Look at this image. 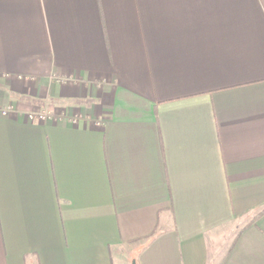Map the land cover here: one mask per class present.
Listing matches in <instances>:
<instances>
[{
    "label": "crops",
    "instance_id": "crops-1",
    "mask_svg": "<svg viewBox=\"0 0 264 264\" xmlns=\"http://www.w3.org/2000/svg\"><path fill=\"white\" fill-rule=\"evenodd\" d=\"M133 260L264 264V0H0V264Z\"/></svg>",
    "mask_w": 264,
    "mask_h": 264
},
{
    "label": "built area",
    "instance_id": "built-area-1",
    "mask_svg": "<svg viewBox=\"0 0 264 264\" xmlns=\"http://www.w3.org/2000/svg\"><path fill=\"white\" fill-rule=\"evenodd\" d=\"M40 117L45 119V118L49 117V113L43 112V113H41Z\"/></svg>",
    "mask_w": 264,
    "mask_h": 264
},
{
    "label": "water",
    "instance_id": "water-1",
    "mask_svg": "<svg viewBox=\"0 0 264 264\" xmlns=\"http://www.w3.org/2000/svg\"><path fill=\"white\" fill-rule=\"evenodd\" d=\"M132 264H136V261H133V263Z\"/></svg>",
    "mask_w": 264,
    "mask_h": 264
},
{
    "label": "rangeland",
    "instance_id": "rangeland-1",
    "mask_svg": "<svg viewBox=\"0 0 264 264\" xmlns=\"http://www.w3.org/2000/svg\"><path fill=\"white\" fill-rule=\"evenodd\" d=\"M134 261V260H133ZM133 261L130 263V264H132L133 263Z\"/></svg>",
    "mask_w": 264,
    "mask_h": 264
}]
</instances>
